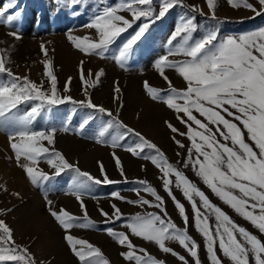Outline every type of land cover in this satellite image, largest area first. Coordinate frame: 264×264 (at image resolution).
Masks as SVG:
<instances>
[{
  "label": "snow or ice",
  "instance_id": "snow-or-ice-1",
  "mask_svg": "<svg viewBox=\"0 0 264 264\" xmlns=\"http://www.w3.org/2000/svg\"><path fill=\"white\" fill-rule=\"evenodd\" d=\"M17 0H9L0 8V16L13 9ZM58 10L71 7L73 15L81 13V6L95 5L93 16L84 25L94 30L93 36H74L67 39L81 53L87 56L106 58V53L115 48L118 53L113 58L122 68H126L136 49L147 40L150 30L163 21L177 7L188 8L181 14L173 30L164 43V54L153 62L159 76L167 83L166 90L158 89L144 81L143 88L151 100L163 103L171 110L185 131L175 127L170 121L165 126L174 134L171 139L180 148L186 149L182 161L172 163L165 152L141 132L128 126L120 119L118 110L114 113L103 105L95 104L88 91L95 88L105 75L101 69L85 77L83 64L79 65L80 80L85 99L76 100L65 95L57 87L52 62L42 61L44 81L39 84L29 76H18L7 65L11 56L6 49H0V132L6 134L12 155L10 160L20 168L31 185L45 189L44 201L47 213L62 229L63 240L76 264H111L102 249L86 239L72 234L73 229L92 230L96 223L90 219L83 197L90 194L94 186L114 184L100 164L102 179L82 171L77 163L70 162L64 153L55 147L57 132H69L71 116L66 118L61 128L51 126L38 128L45 114L59 105L71 104L73 114L83 111L78 134L93 123H98V131L92 139L96 143L123 148L132 157L150 161L159 170L162 188L170 198L182 218L180 228L171 219L165 206L166 201L147 180L136 181L141 187L130 189L136 199H127L119 192L111 196L138 207L158 209V212H137L125 217L121 209L111 204L109 214L100 213L104 223L115 224L124 221L127 231H117L108 227L105 231L119 246L126 249L119 255L127 264H166L151 255L145 248L137 247L131 237L153 243L165 254L177 258L182 264H189L167 242L178 243L192 258L193 264H202L199 256L201 245L189 234V215L185 204L175 195L178 190L190 204L195 230L203 239L208 264H264V27L236 35L221 36L220 21L216 16L217 0H206L209 13L183 3V0H55ZM232 8L251 10L255 16L264 14V0H257V8L250 0H227ZM193 12L208 16L212 24H200ZM19 13L6 16L4 23L11 24ZM202 34L197 38V33ZM15 39V32L9 33ZM41 50L47 56L45 46ZM174 71L182 78L184 88L178 89L166 74ZM7 77L4 79L2 77ZM69 77L63 93L71 91ZM114 101H121V88L117 82ZM177 136L184 137L186 145ZM117 169L124 182L125 170L115 151L112 153ZM181 156L180 152L176 153ZM51 169V173L41 167V163ZM189 169L205 188L223 205L248 222L260 234H254L236 221L217 203H214L200 186L178 167ZM143 167V166H142ZM68 174L69 194L75 197L82 210L76 216L64 208L56 209L48 198L46 186L49 182ZM0 190L7 192L4 185ZM141 192L153 199H146ZM19 197L20 193H12ZM7 211H11L8 209ZM0 264H45L37 260L26 245L18 244L14 230L4 219H0Z\"/></svg>",
  "mask_w": 264,
  "mask_h": 264
},
{
  "label": "rangeland",
  "instance_id": "rangeland-1",
  "mask_svg": "<svg viewBox=\"0 0 264 264\" xmlns=\"http://www.w3.org/2000/svg\"><path fill=\"white\" fill-rule=\"evenodd\" d=\"M9 0H0V8ZM109 3L119 2V0H108ZM257 8V0H250ZM189 8L202 10L209 13L206 0H183ZM80 15H73V9L66 7L58 10L55 0H17L13 9H9L4 16H0V49H6L11 56V62L7 65L13 73L18 76H29V78L39 84L44 81V87H49V82L44 76V65L42 61L50 60L54 75L57 77V87L62 94L71 95L76 100L85 99L80 80L79 65L83 61L85 77L89 71L93 73L103 69L105 75L101 82L95 88H89L91 99L95 104L103 105L114 113L122 102L123 107L119 108L120 119L128 126L141 132L145 137L156 143L167 155L169 160L176 164L182 161L186 155V149H180L171 139L174 135L164 124V121H170L181 131H185L183 125L176 120L174 113L163 103L150 99L146 94L143 83L149 84L158 89L166 90L167 83L159 76L153 67V62L159 55L164 54V43L168 34L173 30L179 16L188 12L186 8L177 7L161 22H158L150 30L147 40L138 47L133 57L128 62L126 68L122 69L114 60L118 53L115 48L106 53V58L98 56H87L78 51L67 39L69 33L74 36H93L94 30L84 27L90 22L95 5L81 6L77 9ZM216 16L220 21L221 36L236 35L247 31L256 30L264 27V14L255 16V14L243 7L232 8L227 0H217ZM19 13V17L11 24L4 23L8 14ZM199 14V12H196ZM200 24H212L215 21L208 16H201L197 21ZM15 32L20 37L15 39L9 33ZM202 34L198 32L197 38ZM45 46L47 56L41 50V45ZM166 74L172 81L173 86L178 89L184 88L185 84L182 78L174 71H167ZM72 78L69 85L71 91L63 93L68 78ZM7 79V77H2ZM121 88V101L113 100V89L116 83ZM74 106L71 104L59 105L45 114V119L40 121L38 128L45 127V122L55 126L58 129L62 127L66 118L71 116L70 131L57 132V142L55 147L62 151L66 158L77 163L82 171L89 172L96 178L102 179L100 164L102 163L109 179L121 181L114 184H101L94 186L90 194L83 197L85 207L91 220L96 223V228L92 230L73 229L72 234L90 243L100 247L105 256L110 259L111 264H127L119 255L126 249L119 246L106 233L108 227L117 231H127L121 225L124 221H118L115 224L104 223L105 217L101 215L100 209L111 214V204L115 203L125 217L134 215L137 212H158V209L138 207L119 201L111 196L112 192H119L127 199H136V194L130 189L141 187L136 183L138 180H147L157 189L159 194L165 198L166 208L171 219L178 227L183 228L184 223L179 216L178 211L170 198L162 188V182L159 179V170L151 164L150 161L125 152L123 148L112 149L110 146L96 143L92 137L98 131V123H93L84 130V134H78V126L81 122L83 111H76L73 114ZM186 145L189 143L184 137L177 136ZM113 151L120 158L125 170L127 182L121 177L113 158ZM180 152L181 156L176 153ZM12 155L10 145L6 134L0 132V185L7 187L8 191L0 190V219L14 230V238L18 244L26 245L30 251L35 254L37 260L45 261V264H76L75 258L70 253L66 243L63 240V231L50 217L46 211L44 194L45 189L35 187L26 179L24 172L18 168L9 157ZM143 166V167H142ZM178 167L201 187L213 200L221 206L235 221L241 226L246 227L254 234L260 235L257 230L235 214L226 205H223L215 198L194 176L189 169H183L182 164ZM41 167L51 173V169L43 162ZM70 177L68 174H62L55 180L49 182L46 186L48 198L53 201L56 209L64 208L76 216H82V210L79 202L74 196L69 194ZM20 193L19 197L12 193ZM175 195L185 204L189 215V234L201 245L199 256L202 264H208L206 251L204 249L203 239L195 230L191 211V206L182 197L178 190ZM146 199H153L146 193L141 192ZM11 209V211H7ZM132 242L137 247L145 248L151 255L162 259L166 264H182L177 258L170 254L162 253L156 245L145 242L140 238L131 237ZM264 239V237H261ZM168 246L189 260L193 264L192 258L176 242H167ZM224 264H228L225 260Z\"/></svg>",
  "mask_w": 264,
  "mask_h": 264
},
{
  "label": "trees",
  "instance_id": "trees-1",
  "mask_svg": "<svg viewBox=\"0 0 264 264\" xmlns=\"http://www.w3.org/2000/svg\"><path fill=\"white\" fill-rule=\"evenodd\" d=\"M186 9L189 11L188 8H186ZM191 14L196 16L197 21L201 19V15H200V14H198V13H196V12H193V13H191Z\"/></svg>",
  "mask_w": 264,
  "mask_h": 264
}]
</instances>
